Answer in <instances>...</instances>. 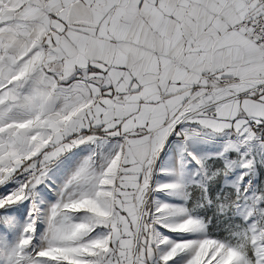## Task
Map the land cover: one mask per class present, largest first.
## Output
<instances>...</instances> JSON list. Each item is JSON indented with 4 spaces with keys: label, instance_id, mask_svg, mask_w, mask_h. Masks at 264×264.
I'll return each mask as SVG.
<instances>
[{
    "label": "snow or ice",
    "instance_id": "snow-or-ice-1",
    "mask_svg": "<svg viewBox=\"0 0 264 264\" xmlns=\"http://www.w3.org/2000/svg\"><path fill=\"white\" fill-rule=\"evenodd\" d=\"M0 264H264V0H0Z\"/></svg>",
    "mask_w": 264,
    "mask_h": 264
}]
</instances>
